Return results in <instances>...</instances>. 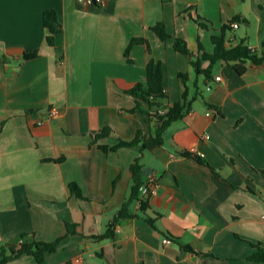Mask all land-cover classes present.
I'll return each instance as SVG.
<instances>
[{
  "label": "crops",
  "instance_id": "0c3cea01",
  "mask_svg": "<svg viewBox=\"0 0 264 264\" xmlns=\"http://www.w3.org/2000/svg\"><path fill=\"white\" fill-rule=\"evenodd\" d=\"M83 1L0 0V251L28 235L61 239L44 264H263L249 259L264 249V62L211 65L202 54L214 53L213 36L235 18L227 47L244 41L261 54L264 0ZM49 10L62 25L54 47L43 24ZM159 22L169 41L152 31ZM176 38L192 59L174 50ZM28 51L39 56L25 60ZM151 59L164 74L160 114L180 100V73L200 95L163 145L143 149L159 124L146 107L130 112L129 92L146 81ZM104 128L109 137L93 144ZM139 132L138 147L100 149ZM136 160L143 181L154 175L158 186L146 211L134 202L111 227ZM109 228V239H97ZM7 264L39 263L24 254Z\"/></svg>",
  "mask_w": 264,
  "mask_h": 264
},
{
  "label": "trees",
  "instance_id": "16d2710c",
  "mask_svg": "<svg viewBox=\"0 0 264 264\" xmlns=\"http://www.w3.org/2000/svg\"><path fill=\"white\" fill-rule=\"evenodd\" d=\"M262 9L264 10V8ZM192 21L194 23H199L196 19H192ZM238 21L239 19L235 18L228 25H224L222 27L220 35L213 36L212 41L215 46L214 53L212 55L203 53L202 60L209 61L211 65H214L221 61L226 63L251 62L254 65H260L264 62V50L261 54H258L257 51L252 52L244 41L240 42L236 46L227 47V43L230 39L228 34L232 31L231 26L233 23ZM43 24L48 33L47 43L49 46L54 47L56 37L62 32V25L59 22L57 13L54 10L46 11L43 15ZM199 26L201 28H207L205 24L199 23ZM152 31L163 42L169 41L171 39V35H169V33L167 32L166 26L163 22H159L156 26H154L152 28ZM142 41L143 40L140 39H134L131 42V46ZM174 50L183 56L189 57L191 59L193 58V55L190 52L187 43L181 38H176L174 40ZM38 56V51H28L25 53L24 59L33 60ZM190 64L197 69L198 73H201L200 62L198 60H190ZM162 69V63L155 62L151 59L146 69V81L144 83L136 84L129 92V94L136 101L135 108L130 112L132 113L137 110L141 111L143 110V107H146L149 116L155 118L157 123L159 124V127L156 130L155 138H153L149 144L143 145V149H152L163 145V135L165 131L170 127L172 123L177 122L186 116V114L191 110L193 102L200 95L197 85L194 86L196 92L194 94L191 93V89L188 85L189 76L187 74L180 73L178 75L182 86L180 100L176 102L172 107H169L164 113L160 114L159 111L162 109L161 101L167 98L164 87V74ZM235 70L238 74L244 73V69L241 68V66H236ZM205 75L207 77H210V72H206ZM110 133L111 130L109 128H104L99 134L93 137V144L100 138L102 139L109 137ZM141 139L142 134L139 132L136 139L132 142L119 141L112 146H100V149L104 152H115L122 148H134L139 146ZM195 158L198 157L196 156ZM131 170L133 176L132 186L124 205L114 218L111 227H113L114 224L121 218L129 217L128 209L132 203L139 200L140 188L145 183V181H143V167L140 165L139 160H136ZM70 189L72 194L76 195L79 198H83L80 190L75 185H71ZM146 209L147 201L142 202L140 210L144 212L146 211ZM74 228V226H69V233H73ZM112 235L113 232L111 228H109L104 235L98 237L97 239H109ZM27 237L28 235H21L16 243L11 244L7 248H3L0 251V264H7L9 261L16 259L24 254L34 256L39 264H44V255L46 253H54L61 241V239H58L53 243H45L33 239L31 242H28L25 241ZM183 247L189 252L196 253L189 246ZM255 248L256 251L249 260L251 262L264 264V249L261 247V243H259ZM196 254L201 255L199 253Z\"/></svg>",
  "mask_w": 264,
  "mask_h": 264
},
{
  "label": "built area",
  "instance_id": "2783aa9c",
  "mask_svg": "<svg viewBox=\"0 0 264 264\" xmlns=\"http://www.w3.org/2000/svg\"><path fill=\"white\" fill-rule=\"evenodd\" d=\"M86 5H94V4H99L102 5L103 4V0H84L83 1ZM233 29H237L238 28V24L237 23H233L231 26ZM249 49L252 52H255L256 50L254 48L249 47ZM217 80L219 81L220 78H217ZM48 117H54L58 115V112L51 110L47 113ZM42 122L39 123V125H41ZM158 184H157V179L154 175H149L147 180L145 181V183L143 184V186L140 188V197L139 200L137 201L138 207L139 209H141V205L142 202L148 201V199L155 194L156 188H157ZM22 242V241H21ZM165 244H170L171 240L170 239H165L164 240ZM81 260L78 259L76 261H74L73 264H80Z\"/></svg>",
  "mask_w": 264,
  "mask_h": 264
},
{
  "label": "water",
  "instance_id": "95a60500",
  "mask_svg": "<svg viewBox=\"0 0 264 264\" xmlns=\"http://www.w3.org/2000/svg\"><path fill=\"white\" fill-rule=\"evenodd\" d=\"M262 46L264 47V44H263ZM149 171H150V169L147 168V169L145 170V174L148 175V174H149Z\"/></svg>",
  "mask_w": 264,
  "mask_h": 264
},
{
  "label": "rangeland",
  "instance_id": "374dc122",
  "mask_svg": "<svg viewBox=\"0 0 264 264\" xmlns=\"http://www.w3.org/2000/svg\"><path fill=\"white\" fill-rule=\"evenodd\" d=\"M192 90H195V89H194V87H193V89H192Z\"/></svg>",
  "mask_w": 264,
  "mask_h": 264
}]
</instances>
